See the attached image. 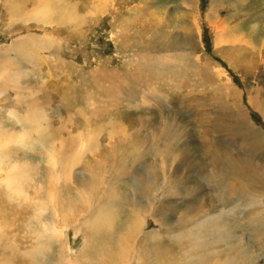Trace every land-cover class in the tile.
Returning a JSON list of instances; mask_svg holds the SVG:
<instances>
[{
  "label": "rangeland",
  "instance_id": "rangeland-1",
  "mask_svg": "<svg viewBox=\"0 0 264 264\" xmlns=\"http://www.w3.org/2000/svg\"><path fill=\"white\" fill-rule=\"evenodd\" d=\"M44 1L49 19L35 15L40 0H0L1 138L26 140L4 146L0 264H264V183L250 187L257 202H240L229 188L246 181L230 169L213 178L206 151L264 170V145H254L264 142V111L254 106L264 103V0ZM230 91L254 124L244 147L220 119ZM28 110L46 115L39 128L25 124ZM162 132L179 138L168 143ZM154 145L178 155L169 180ZM139 152L145 158L120 181L109 155L127 166ZM130 194L128 215L120 209ZM206 215L225 219L222 238L172 242Z\"/></svg>",
  "mask_w": 264,
  "mask_h": 264
},
{
  "label": "bare ground",
  "instance_id": "bare-ground-1",
  "mask_svg": "<svg viewBox=\"0 0 264 264\" xmlns=\"http://www.w3.org/2000/svg\"><path fill=\"white\" fill-rule=\"evenodd\" d=\"M15 1H17V0H15ZM18 2H20V1H18ZM35 3H37V1H35ZM12 4H15V2H13ZM40 5L43 6V10L40 9L39 12L35 14L36 16H41V18H43V19H45V18L49 19V18H51V16H54V15H50V13L55 12V10L50 8L46 4V1L40 0ZM52 5H51V7H52ZM69 12L70 13H67V16L64 17L65 20L66 19L73 20L75 18V15H74L75 11L74 10H72V11L69 10ZM3 78L5 79V77H3ZM8 81H10V82L12 81L13 82V79L8 78ZM4 83H5V80H4ZM222 95H223L224 99L227 97L226 93L225 94L222 93ZM228 95L234 99V102H233V104L230 103L228 106H226L225 102L221 98L219 99V101L220 100L221 101L218 102L217 105H218L219 111L222 112L220 114V119L223 121V123H225V125L227 124V126H229L231 128H234V129H236L238 131V134H239L238 136L241 138V141H242L241 147H244L245 145H248L247 143L249 142L248 138L250 137V135L254 134V131H253L254 124L252 123L250 125V120L251 119L248 118V116L243 111V109L240 108V106L238 105V93L236 91H230ZM145 96L149 97L147 94ZM162 97H164V95ZM254 104H255L254 106H255V108L257 110H263L264 111V103L259 104L258 101H255ZM224 114H226V116ZM262 114H264V113H262ZM43 117L46 118V115L43 116V114L41 112L28 110V116H27V119H25V121H26L25 124L30 125L32 127L39 128L40 127V121L43 119ZM205 117H207V116H205ZM204 119L205 118L202 119L201 124H204ZM205 121H208V120H205ZM231 122H233V124H230ZM46 123H47V126L45 127L44 131H47L49 129V127H48V125H50L49 121H47ZM164 124H165V126H163L162 129H170L169 128V124H167L166 122H164ZM213 124H214L215 127H217L219 123L217 121V122H215ZM160 131L161 130L156 132V134H155V138L156 139H158V136L160 135V133H158V132H160ZM162 133L164 135H166L164 139L168 143H171V142L175 143L176 140L179 138L178 137L179 134L177 132H176L177 136H176V133L173 134V132H172L173 135L166 134L164 132H162ZM204 134L205 135H209V130L206 127L204 129ZM167 136H169V137H167ZM1 137H5V131L0 126V147H3V148H0V163H1L0 166H3L9 160V157H10L9 154L5 153V150H7V147H4V146H8L9 147L11 145V143H13L15 145L18 142H20L21 140H23L24 142L26 140H25V138L17 137V138H13L12 140H9L8 142H5L4 140H2ZM254 145H264V142L261 139L258 138ZM155 146L156 145H154V148H152V150L154 151V154H155L156 157L161 156L163 158V160L165 159L163 164H160V166L163 169V171H165L167 173L168 168H169L168 167L169 166L168 162L169 161L177 162V160H175L174 156L178 157V155L175 154L176 153L175 150H174L175 152L173 151V147H168L169 148V150H168L167 147L164 146V148L162 150H160V149H158V147H155ZM206 151L210 154V157L212 158V162H211L210 165L216 166V168L218 169L217 173H214L213 178L222 177L223 170L225 169L226 171H228L230 169V171L232 173V176H234V178L236 180L242 181L240 179H243L244 181H242V182L244 183L246 181V184L241 185L239 183L238 187L237 186H233V187H236V188L231 187V188H229V191L233 195H236V197L240 199V202H242L244 200L246 205H250L251 206L252 205V201L257 202L255 197H254L256 192L254 193L253 189L251 191L250 187L254 186V184H256V182L258 183V180H261L262 183H264V180H262V179H264V170H261L260 168L255 167V166H251L248 163V159L244 155H243L245 157L244 160L242 159V157H240V158L238 157V159L230 157L232 159L231 160H227L226 156H224L225 154H224L222 148L218 149L217 150L218 152H217L212 147H207ZM111 158H113V157H111ZM111 158H110V155H109V160L111 162L121 163V165L117 166V170L121 166V170H119V173H120L119 174V180L122 181L123 177H126L127 174H128L127 168H129L131 165H133V163H135L137 161H142L145 158V156L142 154V152H139L138 154L135 155L133 160L130 163H128L127 166L125 164L128 162V160L124 161L123 159L121 160L119 158H117L116 160H111ZM231 162H233V164ZM141 163H144V162H141ZM150 164L153 165V166L155 165V163L152 162V161L150 162ZM244 168H246V169L248 168V171H249V169H252L253 173H251L250 175H246L245 172H244ZM13 173L14 172H10V173L7 174V176L9 177V176L13 175ZM14 177H16V176H14ZM157 177L158 176H154L155 179H157ZM140 178H142V177H140ZM169 179L170 178H168V173H167V180H169ZM124 180L126 181L127 179H123V181ZM154 183H155V180L151 181L149 183V186H153ZM230 184H228V185H230ZM141 185H142V183H141ZM233 185H234V183H233ZM246 186H248L247 187L248 190H245ZM94 189L95 188L93 187V184H91V186L89 188H87V193L90 196H92ZM220 189H222V188H220ZM145 191H146L145 192L146 194H150V192H151L150 190H145ZM141 193L144 194L143 192H141ZM244 195L247 196V198H246L247 200L246 199H241V197H243ZM14 197H16V196H14ZM134 197H135V199H137L139 196H134ZM233 197H235V196H233ZM124 202L125 203L121 207L120 211L122 213H126L128 215H131L130 210L127 207H125L127 205L135 204V203H133V199H131V194H130V198L127 195L124 196ZM142 205H144V204H142ZM258 208H257V210H258ZM202 209L203 208L196 207L193 210V212H196L197 215H201V213L205 212ZM104 211L108 212L109 210L106 209ZM197 215H195V216H197ZM257 219H261V221H263L264 217L263 216H258ZM224 224H225V219L221 215L220 216H216V215L215 216H209V215H206L201 220L197 221L192 226V232L194 231L193 233H195L197 236H199L200 234L203 233V234L206 235V237L196 238L195 236H192L193 233H189L188 235L180 234V235L174 236V240L172 242H175V241L178 242L179 240H196L201 245H210L211 246V244H212L211 240H215L216 241V240L222 238L225 235V232L227 233V231H225L226 229H224L225 228ZM222 241H224V240H222ZM6 247H8V245H6ZM194 249H196V248H194ZM212 256H214V255L212 254ZM203 258H204V255H203L202 259ZM171 259L172 258H170V257H165V258L162 257L161 258V260L163 261L162 262L163 264H181V261H176V262L172 263V262H170ZM156 261H159V259L157 258ZM198 261H201L200 258H199ZM217 261H221V260H217ZM107 264H116V263L110 261V262H107ZM149 264H153V262H150ZM213 264H233V262L229 261V262H225V263H222V262L215 263V261H213Z\"/></svg>",
  "mask_w": 264,
  "mask_h": 264
}]
</instances>
